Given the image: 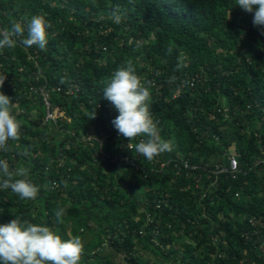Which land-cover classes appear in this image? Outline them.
<instances>
[{
  "label": "trees",
  "instance_id": "1",
  "mask_svg": "<svg viewBox=\"0 0 264 264\" xmlns=\"http://www.w3.org/2000/svg\"><path fill=\"white\" fill-rule=\"evenodd\" d=\"M36 14L52 24L46 49H0V91L22 125L0 159L27 168L40 191L26 200L0 189V225L19 217L80 236V264H264V35L254 14L236 0H0V28ZM129 61L152 82L150 111L174 146L152 161L118 134L103 96ZM42 86L64 112L54 123ZM232 156L235 176L213 172Z\"/></svg>",
  "mask_w": 264,
  "mask_h": 264
},
{
  "label": "clouds",
  "instance_id": "2",
  "mask_svg": "<svg viewBox=\"0 0 264 264\" xmlns=\"http://www.w3.org/2000/svg\"><path fill=\"white\" fill-rule=\"evenodd\" d=\"M236 6L254 14L252 23L264 35V0H236ZM111 19L116 24L122 22L123 14L119 6L113 8ZM51 27V22L42 14L33 15L26 22H13L10 27L0 28V49L15 48L19 44L25 48L36 46L44 50L48 44L47 30ZM182 67V61L178 62L176 71ZM6 79L7 75L0 73V89ZM175 80V76L170 77L169 83ZM105 83L103 96L118 112L112 124L118 134L130 141L129 147L148 161L173 151L172 142L162 139L158 122L150 111L152 82H142L129 61L127 66L116 69ZM14 106L13 98L0 91V151H9L8 142L21 138L22 125L12 113ZM95 117L94 111L90 119ZM137 138L138 142L132 144L131 141ZM28 154L27 151L20 153L24 156ZM28 175L27 168L13 171L6 159H0V189H10L20 199L34 200L40 188L27 179ZM64 214L65 210L61 208L55 216L59 221ZM83 252L84 244L80 236L64 240L45 224H34L16 217L0 225V264H80Z\"/></svg>",
  "mask_w": 264,
  "mask_h": 264
},
{
  "label": "built area",
  "instance_id": "3",
  "mask_svg": "<svg viewBox=\"0 0 264 264\" xmlns=\"http://www.w3.org/2000/svg\"><path fill=\"white\" fill-rule=\"evenodd\" d=\"M35 91L36 92L40 91V94L43 96V100H44V103H45L46 108H47L46 116L44 118L45 123L48 121H52L54 123V122H56L58 117L64 116V112L62 110H60V108L58 106H52L51 101H50V92L48 89H46L45 86L40 87V89H35ZM120 159L127 162V163L135 164L134 160L127 155H125V156L121 155ZM162 166H164V163L162 164ZM186 166H187V164H186ZM238 171H239L238 161L234 156H232L230 158L229 164L227 166L217 167L215 170H213V172L216 174L226 172V173L232 174L233 176H235L236 172H238Z\"/></svg>",
  "mask_w": 264,
  "mask_h": 264
},
{
  "label": "rangeland",
  "instance_id": "4",
  "mask_svg": "<svg viewBox=\"0 0 264 264\" xmlns=\"http://www.w3.org/2000/svg\"><path fill=\"white\" fill-rule=\"evenodd\" d=\"M62 114H63V113H62ZM52 129H53V133H54V135H56V136H60V131H59L56 127H53Z\"/></svg>",
  "mask_w": 264,
  "mask_h": 264
}]
</instances>
